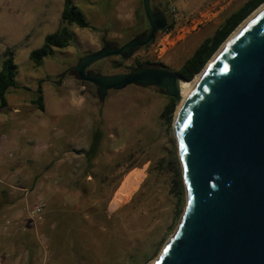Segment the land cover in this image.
<instances>
[{"label": "rangeland", "instance_id": "rangeland-1", "mask_svg": "<svg viewBox=\"0 0 264 264\" xmlns=\"http://www.w3.org/2000/svg\"><path fill=\"white\" fill-rule=\"evenodd\" d=\"M73 1L98 30L73 25L72 46L55 49L35 67L30 53L59 29L63 0H0V69L9 48L21 87L7 94L8 107L0 112V121L12 122L0 123L2 132L10 129V136L0 137V195L6 191L12 203L0 207V258L2 264H154L187 207L186 191L182 204L171 194L177 167L158 166L173 152L178 156L176 110L169 129L161 114L170 97L160 89L129 86L109 91L102 100L93 84L71 71L82 57L106 44L120 48L148 34L143 0ZM217 1V14L162 52L156 51L157 44L168 32L160 31L151 45L125 61L122 56L106 58L87 74L129 73L138 60L178 71L248 0H151L154 13L176 21L174 34ZM122 61L123 66L114 68ZM41 80L43 112L32 102ZM16 115L20 119L9 120ZM95 129L102 139L85 172L84 155ZM80 176L86 194L73 184ZM132 183V193L118 206L120 194ZM40 201L46 205L45 220L33 225L27 213ZM9 220L14 226L5 229Z\"/></svg>", "mask_w": 264, "mask_h": 264}, {"label": "water", "instance_id": "water-1", "mask_svg": "<svg viewBox=\"0 0 264 264\" xmlns=\"http://www.w3.org/2000/svg\"><path fill=\"white\" fill-rule=\"evenodd\" d=\"M143 7L149 23L146 38L138 36L120 48L106 44L71 71L93 84L102 100L109 91L140 86L164 91L178 106L177 84L183 80L177 71L145 67L87 74L106 58H130L167 27L165 15L153 12L151 0H143ZM174 131L187 207L154 264H264V9L204 71L175 118Z\"/></svg>", "mask_w": 264, "mask_h": 264}, {"label": "trees", "instance_id": "trees-1", "mask_svg": "<svg viewBox=\"0 0 264 264\" xmlns=\"http://www.w3.org/2000/svg\"><path fill=\"white\" fill-rule=\"evenodd\" d=\"M63 3V11L60 18L59 29L52 34L47 35L45 37L43 45L30 53L29 59L32 61L35 67H41L43 65L44 59L52 55L55 49H66L72 46L74 35L71 32L70 27H72L73 25H76L82 29L89 28L94 31L98 30L96 27H92L90 25L84 13L75 5L73 0H63ZM262 4H264V0H248L238 10L226 17L220 27L217 28V30L211 36L207 37L196 48L194 53L183 63V65L177 71L182 80L186 82L192 81L194 77L203 70L209 60L218 51L221 45L228 39V37L235 31V29ZM137 17L138 19L142 18V14H140L139 11L137 12ZM175 24L176 21L172 19V21L169 22V25L161 31L170 32L174 29ZM155 39L156 37L150 44L144 47H148L149 45H151L155 41ZM124 61L114 63V68L123 66ZM145 67L166 68L163 63H152L149 61L143 62L138 60L133 66L130 67V70L132 72L139 68ZM16 74L17 65L14 60L13 51L7 48L4 52V60L0 69V112L1 110L8 107L7 94L12 89L21 88L16 82ZM44 82L45 80L39 81L37 97L32 101L33 104L36 105L37 108L42 112L45 110L44 95L42 90ZM176 106L177 105L175 99L170 97L169 103L165 106L161 114L163 124L169 129L171 128V125L173 123V116L176 110ZM101 139L102 133L100 129H95L91 145L84 155L86 167L85 172H88L92 167L91 163L98 154ZM179 164V157L174 152L158 162V166L159 168H161V170H163L164 168H168L170 165H174L175 167H177L171 194H173L178 202L182 204L185 195V186L183 178L181 177V170L178 167ZM86 175L87 174L85 173L84 176L86 177ZM82 180L83 178L82 176H80V179H75L73 184L76 188H78V190H81L84 194H86L87 185H85L84 181ZM11 204V199L8 196V193L6 191H2V195H0V207L9 206ZM135 259L136 257L133 258L134 263L136 262Z\"/></svg>", "mask_w": 264, "mask_h": 264}, {"label": "built area", "instance_id": "built-area-1", "mask_svg": "<svg viewBox=\"0 0 264 264\" xmlns=\"http://www.w3.org/2000/svg\"><path fill=\"white\" fill-rule=\"evenodd\" d=\"M219 10H220V2L217 1L213 3L212 5H210L197 18L192 19L191 21L187 22L188 24L181 27L175 34L173 33V30L168 32V34L164 37V39H161V41L157 44L156 51L162 52L167 47H170L174 43L175 40H179L182 36L189 33V31L197 29L205 21H207L211 16H214L215 14H217ZM45 210H46V205L42 201L32 206L27 213L29 223L33 225L42 223L45 220ZM13 226L14 224L12 223L11 220H9L6 222L4 228L9 229ZM0 264H2L1 258H0Z\"/></svg>", "mask_w": 264, "mask_h": 264}, {"label": "bare ground", "instance_id": "bare-ground-1", "mask_svg": "<svg viewBox=\"0 0 264 264\" xmlns=\"http://www.w3.org/2000/svg\"><path fill=\"white\" fill-rule=\"evenodd\" d=\"M264 9V4H262L258 9H256V11L250 15L246 20H244L239 26L238 28L234 31V33L230 36V38L222 45V47L218 50V52H216V54L214 55V57L211 59L210 63H212V61L215 59V57L221 52V50L229 43V41L232 39V37H234L238 31L250 20L252 19L255 15H257L261 10ZM210 63L207 65V67L210 65ZM207 67L204 69V71L207 69ZM204 71L197 75L192 81L186 82V81H178L177 84V91H178V95H179V104L177 106L176 109V118H178V114L179 111L184 103V101L186 100L187 96L189 95V93L191 92V90L193 89V87L196 85V83L198 82V80L200 79V77L202 76V74L204 73ZM134 188V183L128 185L120 194L119 198L117 199L116 204L118 206H121V204L126 201V199L130 196V194L132 193V190ZM157 260V259H156ZM155 263V262H154Z\"/></svg>", "mask_w": 264, "mask_h": 264}, {"label": "crops", "instance_id": "crops-1", "mask_svg": "<svg viewBox=\"0 0 264 264\" xmlns=\"http://www.w3.org/2000/svg\"><path fill=\"white\" fill-rule=\"evenodd\" d=\"M20 117H21V116H19V115H16V116H10V119H9V120H11V119H17V120H18V119H20ZM6 121H7V124H9V123L12 124V122L8 121V119H4V121H0V123H1V122L4 123V122H6ZM9 131H10V129H8V131H6V132H2V130H0V137H1V138H4V137H7V135L10 136V132H9ZM10 207H12V206H10Z\"/></svg>", "mask_w": 264, "mask_h": 264}, {"label": "flooded vegetation", "instance_id": "flooded-vegetation-1", "mask_svg": "<svg viewBox=\"0 0 264 264\" xmlns=\"http://www.w3.org/2000/svg\"><path fill=\"white\" fill-rule=\"evenodd\" d=\"M165 17H166V20H167V26L169 25V22H170V20H169V18L165 15ZM160 31H158L156 34H155V37H156V35L159 33ZM148 34H146L144 37H143V39L144 38H146V36H147ZM154 37V38H155Z\"/></svg>", "mask_w": 264, "mask_h": 264}]
</instances>
